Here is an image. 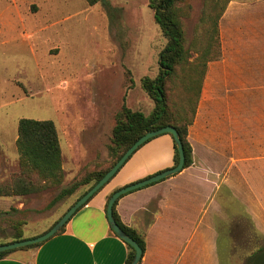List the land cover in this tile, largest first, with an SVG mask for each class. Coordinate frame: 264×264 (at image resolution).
Segmentation results:
<instances>
[{
    "label": "rangeland",
    "instance_id": "obj_1",
    "mask_svg": "<svg viewBox=\"0 0 264 264\" xmlns=\"http://www.w3.org/2000/svg\"><path fill=\"white\" fill-rule=\"evenodd\" d=\"M205 1H187L182 18L187 42L199 30ZM218 30L221 57L210 64L202 101L217 103L212 117L219 113L225 95L241 89L221 78L235 66L242 89L247 80L249 130L264 136V2L229 0ZM165 42L148 0H101L92 6L84 0H0V182L19 171L15 139L20 118L53 122L62 164L74 176L66 180L64 175L59 187L37 194L0 197V244L16 230L22 239L42 234L80 194L81 188L49 206L82 176L83 164H109L114 115L123 102L150 112L151 101L139 81L156 76ZM248 205L247 213L232 212L230 264H244L264 246V187L248 195ZM219 251L224 264L225 248Z\"/></svg>",
    "mask_w": 264,
    "mask_h": 264
},
{
    "label": "crops",
    "instance_id": "obj_2",
    "mask_svg": "<svg viewBox=\"0 0 264 264\" xmlns=\"http://www.w3.org/2000/svg\"><path fill=\"white\" fill-rule=\"evenodd\" d=\"M263 2L257 0V4ZM215 62L208 63L188 128L191 166L126 193L115 203L119 222L144 241L138 264H220L221 246L224 264H230L232 212L247 213L248 195H258L264 187V136L258 129L254 134L249 130L247 80L242 89L241 72L230 65L223 77L217 76L229 78L241 89L225 95L217 115V103L205 106L202 101L210 64ZM212 118H220V123ZM173 156L168 134L149 140L71 216L59 234L36 247L9 253L0 264H125L128 249L106 218L108 198L122 187L173 167ZM62 168L65 178H74L63 164Z\"/></svg>",
    "mask_w": 264,
    "mask_h": 264
},
{
    "label": "trees",
    "instance_id": "obj_3",
    "mask_svg": "<svg viewBox=\"0 0 264 264\" xmlns=\"http://www.w3.org/2000/svg\"><path fill=\"white\" fill-rule=\"evenodd\" d=\"M84 1L92 6L101 0ZM187 1L148 0V7L153 11L154 22L166 41L158 54L156 76L153 78L144 76L139 81L141 90L151 101V110L145 115L141 111L128 108L123 102L114 115L108 147L109 164L106 167L95 162L86 164L82 176L71 186L62 188L49 206L64 197L73 195L80 188L81 192L77 198L81 197L103 177L137 139L150 130L174 127L183 147L185 158L183 169L191 166L193 159L192 149L187 139L188 128L195 117L208 63L218 61L221 57L218 22L229 0L205 1L198 25L199 30L189 42L185 39L182 26V18L187 16L189 10ZM132 82L133 80L130 79L131 84ZM169 136L173 142V166H175L178 162V153L172 136ZM15 147L19 171L10 180L0 182V197L37 194L62 184L64 172L61 149L57 130L52 121L20 118L17 122ZM115 203L112 207L115 222L143 252L142 237L119 222L114 211ZM64 226L56 234H59ZM14 228L16 230L15 225ZM10 239L9 242L23 240L18 230L10 236ZM40 244L19 249L32 248ZM125 245L128 249L125 264H129L134 256V250L128 244L125 243ZM15 250L17 249L0 252V259ZM244 264H264V246L257 247L251 252Z\"/></svg>",
    "mask_w": 264,
    "mask_h": 264
},
{
    "label": "water",
    "instance_id": "obj_4",
    "mask_svg": "<svg viewBox=\"0 0 264 264\" xmlns=\"http://www.w3.org/2000/svg\"><path fill=\"white\" fill-rule=\"evenodd\" d=\"M162 134H169L172 136L177 153H178V162L175 166L161 171L151 177L143 179L141 181L132 183L125 187H122L111 194L108 198L106 205V218L109 224L111 231L122 241L128 244L134 250V256L129 264H138L142 257V250L138 244L130 238L124 231H122L117 223L114 220L112 214V207L114 203L122 195L129 193L131 191L140 189L142 187L148 186L150 184L156 183L168 177H171L180 171L184 167V153L181 141L179 139L178 133L174 127L167 126L155 130L147 131L143 136L137 139L123 154L122 156L114 163V165L103 175L102 178L98 180L92 187H90L81 197L77 198L69 208L63 213V215L46 231L42 234H39L36 237L30 239H23L18 241H13L0 245V252L10 251L14 249L23 248L32 244H38L46 241L53 235H55L71 218V216L82 206L84 205L95 193H97L109 180L116 174V172L121 168L125 161L144 143L148 140L155 138Z\"/></svg>",
    "mask_w": 264,
    "mask_h": 264
}]
</instances>
